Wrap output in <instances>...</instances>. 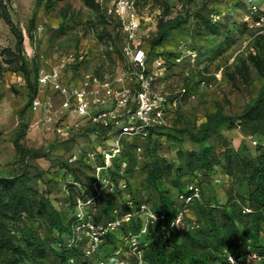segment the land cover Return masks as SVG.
I'll return each mask as SVG.
<instances>
[{"label": "rangeland", "instance_id": "374dc122", "mask_svg": "<svg viewBox=\"0 0 264 264\" xmlns=\"http://www.w3.org/2000/svg\"><path fill=\"white\" fill-rule=\"evenodd\" d=\"M242 3L243 0H137L143 17L144 44L157 36L161 20L176 18V25L154 45V54L179 49L198 52L193 64L186 59L171 65L162 88L174 94L173 98L179 88L188 84L198 96L193 101L182 99L174 106L171 126L147 140L130 138L133 146L143 143L145 148L138 154L131 147L135 160L131 163L130 187L119 202L131 196L168 212L173 210L179 189L199 185L203 201L192 205L186 227L170 234L188 255H218L224 248L264 242L263 222L255 214L244 213L240 206V197L250 189L242 171L241 156L254 158L256 146H264V137L245 130L237 118L222 123L209 138L216 162L213 167L202 169L194 168L198 157L192 152L198 151L199 145L188 134L196 132L218 112L239 115L264 88V40L243 30L239 16ZM6 12L24 34L22 50L16 46L17 35L6 19ZM213 14L220 17L213 20ZM202 16L212 21L202 22ZM122 43L123 36L96 0H0V170L11 168L16 160L14 139L22 129V142L43 154L29 159L31 171L37 174L32 180L34 186L44 194H51L55 204L64 198V186L72 179L68 174L71 166H78L77 163L65 166L70 152L102 145L105 139L82 130L66 140L52 126L42 124L41 109L32 106L21 64L35 72L32 78L35 74L38 78L41 66L58 68L61 60L70 62L74 56L75 63L64 70L69 81L80 84L90 71L113 80L124 70ZM153 168L157 170L156 180L147 178ZM227 215L242 232L237 241L226 227ZM45 221L43 211L37 212L31 221L42 236H48ZM147 224H143L147 233L151 232L147 236L155 234L163 240L169 236ZM50 236L55 240L56 233ZM120 244L116 239L109 243L110 264L118 258L112 252ZM52 248L49 262L64 264L55 242ZM171 250L172 247L168 248ZM213 264H219L218 260Z\"/></svg>", "mask_w": 264, "mask_h": 264}, {"label": "built area", "instance_id": "2783aa9c", "mask_svg": "<svg viewBox=\"0 0 264 264\" xmlns=\"http://www.w3.org/2000/svg\"><path fill=\"white\" fill-rule=\"evenodd\" d=\"M104 15L123 36L121 52L124 70L113 80L103 78L96 72L85 73L80 84L69 81L64 70L75 63L61 60L58 68L40 67L38 76L39 94L33 99V107L41 109L40 122L52 126L62 139H70L76 132L88 130L97 137L105 139L104 144L92 146L87 150L70 153L69 163L88 164L90 175L87 184L72 178L64 186L68 193L69 184L81 189L75 197L73 220L70 231L58 242L68 249L81 248L83 257L92 263L106 264L105 258L98 257L102 246L112 235L121 237V244L115 250L117 264L129 260L133 264H148L145 249L150 243L147 227L166 220L167 234L183 230L192 205L202 200L203 192L199 185L190 186L176 195L179 202L171 217L166 212L153 208L147 202H136L131 196L125 200L117 199L111 214L99 218L101 201L112 199L128 190V160L119 159L124 149L125 138L145 140L152 128L167 126L182 99L195 100L198 92L184 85L174 94L162 88L171 65L189 60L195 63L198 52L179 49L172 55H150L149 48L142 41V16L138 11L137 0H96ZM240 24L243 30L254 36L264 35V0H243L240 9ZM213 20L220 16L213 14ZM139 38V40H137ZM202 89H205L202 86ZM141 154L143 145L136 147ZM119 167H116V160ZM113 170H116L113 172ZM219 181V179H218ZM119 202V203H118ZM61 204L62 201H60ZM68 203H66L67 205ZM244 212H251L249 206ZM135 224L140 227L135 229ZM147 224V225H149ZM120 231V234H116ZM221 264H264V252L248 246L234 251L224 248ZM74 261V258H72Z\"/></svg>", "mask_w": 264, "mask_h": 264}, {"label": "trees", "instance_id": "16d2710c", "mask_svg": "<svg viewBox=\"0 0 264 264\" xmlns=\"http://www.w3.org/2000/svg\"><path fill=\"white\" fill-rule=\"evenodd\" d=\"M6 19L9 21L14 33L17 35L16 46L22 50L24 48L23 32L18 30L10 14L7 12ZM175 19L176 18H169L166 21L161 20L157 36L153 38L151 42L146 43L147 48H149L150 55H154V45L162 40L169 28L176 25L174 23ZM201 19L202 22L206 23L212 21L211 18H205L204 16H202ZM258 37L264 40V35H260ZM158 53L172 55L174 52L166 51ZM20 59L22 61L23 57L20 56ZM1 69L2 66L0 65V70ZM21 69L24 72L27 82L26 86L29 91L28 95L32 102L33 98L39 94V85L37 82L38 78L36 74L32 78L31 75L34 71L31 72L25 64H21ZM188 86L191 88L190 85ZM236 118L240 121L241 126L245 130L264 137V88L261 89L257 98L250 102L239 115L230 116L218 112L203 122L196 132L188 131L190 138L199 145V150L192 152V154L198 157L197 165L194 166V168L197 167L203 169L213 167L216 162L214 159L216 154L214 152V146L209 142L210 134L215 133L222 123ZM173 120L174 114L169 125L152 128L145 140L151 138L159 130L166 129L171 126ZM21 124L23 123L21 122ZM21 130L22 129L19 130L18 135L14 139V146L17 153L16 160L11 164V168H4L0 170V264H51L48 260V253L49 249H53V242H55L57 247L60 249L61 261L64 264L92 263V260H88L83 257L81 248L68 249L58 245V242L63 238V236L70 231L73 220L74 200L75 197L81 193V189L74 184H69L68 193L64 190L65 196H63L64 198L59 200L57 204L53 202L51 194L49 195L40 192L32 182L33 178H35L37 174L31 171L32 167L29 163V159L42 157L43 154L40 153V149L28 147L22 142L24 133L21 132ZM133 139H124V149L119 157V159H127L129 162L126 170L129 187L131 163L135 160L131 154ZM139 144H142L143 148H145L143 143ZM137 146L138 144L133 146L135 152ZM210 152H212V154H210ZM67 163L72 165V163L66 161L65 166L67 167ZM76 163L78 166H71V170L68 174L83 184H87L91 178L89 173L86 171L88 164ZM118 163L119 160L117 159L116 167H119ZM241 163L244 176L250 185L248 193L240 197L241 210L244 212V206L252 208L251 212L244 213L255 214L258 220L263 222L264 230V146L260 144L256 146V156L254 158L242 155ZM114 171L116 170H113V172ZM147 178L156 180L157 170L153 168L148 173ZM184 189L186 188L179 189L177 193L183 191ZM121 195L123 194L120 193L118 197L116 196L112 199H105L101 201L102 212H100L99 218L102 216L104 217V214H111L112 206L117 203V199H119ZM176 195L173 210L168 212L163 210L166 212L167 218L171 217L179 205ZM203 199L204 196L201 201H203ZM134 200L139 202L136 198H134ZM60 201H62L63 204H61ZM66 203L68 204L66 205ZM39 211H43L46 216L45 229L48 236L40 235L31 225V221L35 219L37 212ZM227 217L226 227L230 231L232 239L237 241L239 240L242 232L234 219L229 215H227ZM167 225L168 223L166 219L159 222L155 226L166 234ZM139 227L140 224H135V229ZM52 232L56 233V236L54 237L55 240L50 238ZM151 235L148 237L150 239V243L145 249V258L148 261V264H213V261L215 262L216 260H218L219 264L223 262V257L221 255L222 251L218 255L208 253L188 255L180 244L174 242L170 235L165 240L158 237L156 238L155 234H153L152 237ZM113 239H116V241H120L121 243L120 236L112 235L107 244L102 246L104 249L102 248L98 257H103L108 261V247L109 243L112 242ZM248 246L264 252V242L262 244H247L243 248ZM170 247H172V250L168 251V248ZM243 248L239 246L234 247L232 250L238 251ZM112 253L113 255L115 254V252ZM72 258H74V261H72ZM106 264L110 263L107 262ZM112 264L117 263L113 262ZM125 264H133V262L129 260Z\"/></svg>", "mask_w": 264, "mask_h": 264}]
</instances>
